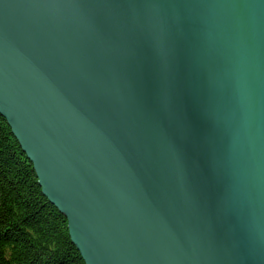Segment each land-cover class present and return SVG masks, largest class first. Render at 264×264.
<instances>
[{
    "label": "water",
    "instance_id": "obj_1",
    "mask_svg": "<svg viewBox=\"0 0 264 264\" xmlns=\"http://www.w3.org/2000/svg\"><path fill=\"white\" fill-rule=\"evenodd\" d=\"M0 115L85 264H264V0H0Z\"/></svg>",
    "mask_w": 264,
    "mask_h": 264
},
{
    "label": "trees",
    "instance_id": "obj_2",
    "mask_svg": "<svg viewBox=\"0 0 264 264\" xmlns=\"http://www.w3.org/2000/svg\"><path fill=\"white\" fill-rule=\"evenodd\" d=\"M0 264H85L66 218L0 115Z\"/></svg>",
    "mask_w": 264,
    "mask_h": 264
}]
</instances>
